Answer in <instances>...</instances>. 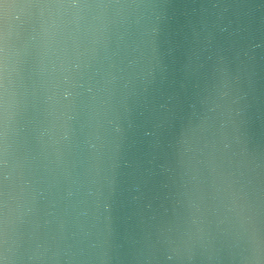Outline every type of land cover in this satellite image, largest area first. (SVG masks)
I'll use <instances>...</instances> for the list:
<instances>
[{
	"label": "water",
	"instance_id": "95a60500",
	"mask_svg": "<svg viewBox=\"0 0 264 264\" xmlns=\"http://www.w3.org/2000/svg\"><path fill=\"white\" fill-rule=\"evenodd\" d=\"M0 264H264V0H0Z\"/></svg>",
	"mask_w": 264,
	"mask_h": 264
}]
</instances>
